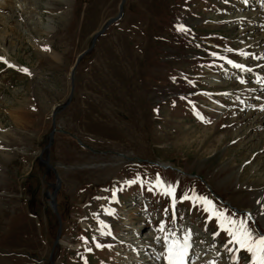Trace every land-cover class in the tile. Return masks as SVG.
Instances as JSON below:
<instances>
[{"label":"rangeland","instance_id":"rangeland-1","mask_svg":"<svg viewBox=\"0 0 264 264\" xmlns=\"http://www.w3.org/2000/svg\"><path fill=\"white\" fill-rule=\"evenodd\" d=\"M121 3L0 0V264H232L185 195L264 233V0H127L73 89Z\"/></svg>","mask_w":264,"mask_h":264},{"label":"snow or ice","instance_id":"snow-or-ice-1","mask_svg":"<svg viewBox=\"0 0 264 264\" xmlns=\"http://www.w3.org/2000/svg\"><path fill=\"white\" fill-rule=\"evenodd\" d=\"M245 2H247V0H245ZM178 30L184 31L185 29L181 26ZM241 55L247 56L248 54L241 53ZM4 62L7 63V61ZM228 63L241 71L248 70L244 65L233 63L231 60H228ZM23 71L28 73L27 69H23ZM241 83H243V81H241ZM153 187H159L164 195L170 196L175 200L174 186L166 185L159 177H157L156 184L153 185ZM149 190L152 189L150 188ZM183 199L191 200L193 204L199 202L204 207L205 212L214 215L219 221L220 229L229 237L225 247L232 256V264H240L241 252L246 253L248 264H264V233H260L257 229H253L250 226V222H255L250 213L242 218H234L228 213L220 212L213 202L206 197L196 196L193 198L185 195ZM173 207H175V205H173ZM173 215H175V213H173ZM158 231L162 233L165 232L166 224L162 223ZM214 235H219V233H215ZM174 236L175 233H170V235L164 237L166 253L161 254L163 259L166 261V264H189V250L192 247L191 232L185 233L182 239L170 238ZM159 239L160 238L157 237V240ZM229 245H231V247H229ZM97 247H100V245L97 244ZM211 264H216V262L213 261Z\"/></svg>","mask_w":264,"mask_h":264},{"label":"water","instance_id":"water-1","mask_svg":"<svg viewBox=\"0 0 264 264\" xmlns=\"http://www.w3.org/2000/svg\"><path fill=\"white\" fill-rule=\"evenodd\" d=\"M126 1H127V0H123L122 3H121V5H120V13H119V15H118L116 18L110 20V21L108 22V24L105 26V28H104L103 30H101L100 32H98V33L95 35V37H94V39H93V42H92V46H91V48L88 49L87 51H85L84 53H82V54L78 57L77 62H76V65L74 66V68H73V70H72V88H73V89H74V87H75V82H74L75 72H76V69H77V67L79 66L80 62L82 61V59H83L88 53H90V52L94 49V47H95V45H96V42H97L98 38H99L101 35H103V34L109 29L110 26H112L113 24L117 23V22L122 18V16H123V11H124V5H125ZM71 101H72V97H70L69 102L67 103V105H66L64 108H67V107L71 104ZM53 126H54V128H53V131H52V134H51V138H50V141H49V145H48V147H47V150H48L49 148H51V145H52V143H53V135H54V133L56 132V128H55L56 125H55L54 123H53ZM42 162H43V161H42ZM43 163H45L46 166H47L49 169H52L51 166H50V164H49L47 161H44ZM53 170H54V169H53ZM60 186H61V184H60V182H59V187H60ZM56 195H57V190H55V191L53 192V195H52V204H51V205H52V208H53V210H54V213L58 216V210H57V205H56ZM58 217H59V216H58ZM61 228H62V224H61V222H60V232H59V236L57 237V240H56V242H55V246H54V247H56L57 245H59L60 236H61V235H60V233H61Z\"/></svg>","mask_w":264,"mask_h":264}]
</instances>
